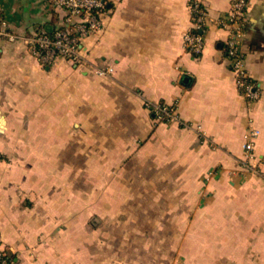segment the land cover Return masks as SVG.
Here are the masks:
<instances>
[{"label": "crops", "instance_id": "crops-1", "mask_svg": "<svg viewBox=\"0 0 264 264\" xmlns=\"http://www.w3.org/2000/svg\"><path fill=\"white\" fill-rule=\"evenodd\" d=\"M104 1L85 63L45 64L0 34L11 264H264V0H249L240 40L256 99L239 90L218 22L232 0H197L210 13L198 54L184 46L195 0ZM63 16L50 0H0V29L20 36ZM147 103L177 104L181 120Z\"/></svg>", "mask_w": 264, "mask_h": 264}, {"label": "built area", "instance_id": "built-area-1", "mask_svg": "<svg viewBox=\"0 0 264 264\" xmlns=\"http://www.w3.org/2000/svg\"><path fill=\"white\" fill-rule=\"evenodd\" d=\"M57 9L65 11L63 28L50 32L39 27L30 36H20L16 33L0 29V34L6 35L10 40L23 39L30 48L31 53L45 64L56 62L63 58L72 63H85L84 39L91 33L100 31L103 27L100 17V9L104 7V0H50ZM249 0H232L231 10L225 18L219 19L221 26L230 31V37L226 43L227 57L231 60L232 68L238 77V87L241 93L247 98L256 99L259 97L257 84L250 80L245 68L244 57L241 52L240 40L244 35L243 27L246 17V9ZM191 14L194 21L195 31L188 32L184 37V46L194 53H201L205 44L204 31L210 19L207 7L200 1H193L190 4ZM94 71L100 76H106L113 72V68L94 67ZM150 110L157 119L165 121H180L178 105L147 103ZM259 131L250 127L247 134V154L252 158L251 153L254 138ZM12 253L0 238V264H10Z\"/></svg>", "mask_w": 264, "mask_h": 264}, {"label": "trees", "instance_id": "trees-1", "mask_svg": "<svg viewBox=\"0 0 264 264\" xmlns=\"http://www.w3.org/2000/svg\"><path fill=\"white\" fill-rule=\"evenodd\" d=\"M101 9H105V7L101 8ZM101 9H100V10H101ZM100 12H101V11H100ZM64 17H65V11H64V16L62 17V20H61L60 23H46V24H43L41 27H43V28L49 30L50 32H52V31H56V30H58V29H62V28L64 27V26H63V19H64ZM193 31H195V29H194ZM11 263H12V260H11L10 264H11Z\"/></svg>", "mask_w": 264, "mask_h": 264}, {"label": "rangeland", "instance_id": "rangeland-1", "mask_svg": "<svg viewBox=\"0 0 264 264\" xmlns=\"http://www.w3.org/2000/svg\"><path fill=\"white\" fill-rule=\"evenodd\" d=\"M88 223H89V224H93V223H95V220H93V219L88 220Z\"/></svg>", "mask_w": 264, "mask_h": 264}, {"label": "water", "instance_id": "water-1", "mask_svg": "<svg viewBox=\"0 0 264 264\" xmlns=\"http://www.w3.org/2000/svg\"><path fill=\"white\" fill-rule=\"evenodd\" d=\"M185 80H187V78Z\"/></svg>", "mask_w": 264, "mask_h": 264}]
</instances>
